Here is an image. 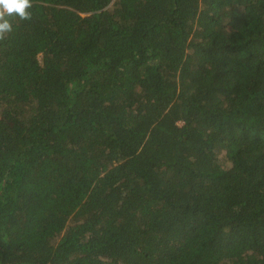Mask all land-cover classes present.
Wrapping results in <instances>:
<instances>
[{
    "label": "trees",
    "instance_id": "trees-1",
    "mask_svg": "<svg viewBox=\"0 0 264 264\" xmlns=\"http://www.w3.org/2000/svg\"><path fill=\"white\" fill-rule=\"evenodd\" d=\"M0 37V264H264V0H32Z\"/></svg>",
    "mask_w": 264,
    "mask_h": 264
},
{
    "label": "clouds",
    "instance_id": "clouds-1",
    "mask_svg": "<svg viewBox=\"0 0 264 264\" xmlns=\"http://www.w3.org/2000/svg\"><path fill=\"white\" fill-rule=\"evenodd\" d=\"M31 7L32 0H0V37L13 30L9 17L29 19Z\"/></svg>",
    "mask_w": 264,
    "mask_h": 264
}]
</instances>
